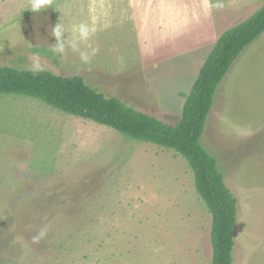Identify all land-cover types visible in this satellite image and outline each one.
Returning <instances> with one entry per match:
<instances>
[{
	"label": "rangeland",
	"instance_id": "1",
	"mask_svg": "<svg viewBox=\"0 0 264 264\" xmlns=\"http://www.w3.org/2000/svg\"><path fill=\"white\" fill-rule=\"evenodd\" d=\"M92 1L52 0L32 12L31 0H0V67L31 69L38 55L43 70L81 75L168 124L179 120L218 36L264 4L144 0L145 13L150 6L165 13L159 28L141 34L140 20L106 29L95 23L84 41L73 29L90 25ZM56 23L63 54L52 50ZM201 143L236 198L232 264H264V31L219 83ZM210 226L193 172L173 149L33 97L0 95V264H210ZM41 230L45 237L33 243Z\"/></svg>",
	"mask_w": 264,
	"mask_h": 264
},
{
	"label": "trees",
	"instance_id": "2",
	"mask_svg": "<svg viewBox=\"0 0 264 264\" xmlns=\"http://www.w3.org/2000/svg\"><path fill=\"white\" fill-rule=\"evenodd\" d=\"M264 31V4L223 31L185 94L180 118L168 124L114 96L89 86L81 75L0 67V95L33 97L62 112L113 128L126 138L173 149L186 159L196 192L211 215L210 264H232L237 202L224 182L218 161L201 143L217 87L243 49Z\"/></svg>",
	"mask_w": 264,
	"mask_h": 264
},
{
	"label": "crops",
	"instance_id": "3",
	"mask_svg": "<svg viewBox=\"0 0 264 264\" xmlns=\"http://www.w3.org/2000/svg\"><path fill=\"white\" fill-rule=\"evenodd\" d=\"M81 1L82 0H71L72 3H77V4H80ZM143 2H144V0H107V2H106V0H93L91 3L94 6V11H93L94 14H93V19H91V21H90L91 23L89 26L94 27V29H95L96 28L95 23H99L98 28H101V29L105 28L106 29V28H108L106 26L107 24L113 26V25L117 24V22L121 23V22L127 21L129 19L130 20L132 19L131 21H132V24L134 23V25L138 23L137 22L138 20H140L141 23H143V25H142L143 30L139 32V30L137 29L138 33L143 34L144 31L147 29H151V32H152L156 28H159L160 22L162 20V18H160V17L162 16L164 18L165 13L161 14L160 12H158L156 10V7H153V6H150V10L145 13L143 11V6H144ZM104 5L107 6L106 10L100 11L99 7L104 6ZM117 9L120 11V16L118 15L117 18H112V15L115 14L114 12H116ZM107 13L109 14V16L111 15V18L109 17L108 22L105 23L103 21H97V18L99 17L100 14L106 15ZM81 23H83V22H81ZM81 23H79V25ZM111 26H109V27H111Z\"/></svg>",
	"mask_w": 264,
	"mask_h": 264
},
{
	"label": "clouds",
	"instance_id": "4",
	"mask_svg": "<svg viewBox=\"0 0 264 264\" xmlns=\"http://www.w3.org/2000/svg\"><path fill=\"white\" fill-rule=\"evenodd\" d=\"M52 4V0H31V7L29 10L32 12H38L41 9H45L48 6ZM74 31H78L79 38L81 40L87 41L90 37V35L95 31L94 27H90L89 25L85 23H81L78 27H75L73 29ZM63 34L64 29L63 26L60 23H56L54 27H52V35L56 38L57 43L53 47V52L63 54L65 51L64 43H63ZM73 50H76L77 45L75 42L72 43ZM94 51V50H93ZM81 59L85 62L89 60V55L81 52ZM32 65H31V71L33 73H37L40 71H43V65L40 63V58L38 55H33L31 57ZM46 233L45 231L41 230L36 235L32 237L33 243H39L44 237Z\"/></svg>",
	"mask_w": 264,
	"mask_h": 264
}]
</instances>
